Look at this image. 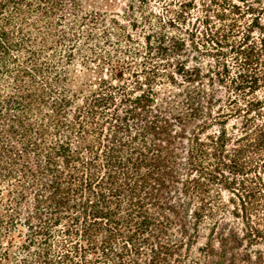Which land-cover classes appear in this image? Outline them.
Here are the masks:
<instances>
[{
	"label": "trees",
	"instance_id": "16d2710c",
	"mask_svg": "<svg viewBox=\"0 0 264 264\" xmlns=\"http://www.w3.org/2000/svg\"><path fill=\"white\" fill-rule=\"evenodd\" d=\"M0 264H264V0H0Z\"/></svg>",
	"mask_w": 264,
	"mask_h": 264
}]
</instances>
